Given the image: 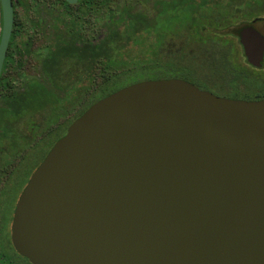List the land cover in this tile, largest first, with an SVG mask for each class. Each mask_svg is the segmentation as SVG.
Instances as JSON below:
<instances>
[{"label":"water","instance_id":"1","mask_svg":"<svg viewBox=\"0 0 264 264\" xmlns=\"http://www.w3.org/2000/svg\"><path fill=\"white\" fill-rule=\"evenodd\" d=\"M0 2L1 74L14 9ZM240 38L261 68L264 36ZM12 238L33 264H264V100L181 79L100 100L32 175Z\"/></svg>","mask_w":264,"mask_h":264},{"label":"flooded vegetation","instance_id":"2","mask_svg":"<svg viewBox=\"0 0 264 264\" xmlns=\"http://www.w3.org/2000/svg\"><path fill=\"white\" fill-rule=\"evenodd\" d=\"M223 1L239 6L242 4V8H245L247 3V0ZM249 1L256 3L253 10L252 7L249 8L252 12L250 18L247 19L245 12H241L232 24L223 27L221 31L218 28V31L224 34V39L231 41L233 45L234 37L239 40L244 56L240 32L248 26H253L258 31V22L264 20V7L262 10L260 6L258 11V0ZM115 2L116 0H78L75 3L67 0H12L14 23L0 74V145L16 146L21 138L20 133L27 138L31 137L39 130L38 127L44 124L43 118H49L50 122L47 130L41 133L42 137L38 138L40 144L51 133L60 127L64 128L63 133L29 174L21 195L55 144L66 136L71 125L94 104L137 83L169 80L144 79L122 88L111 89L126 77L150 71L153 52L164 56L167 50L181 51L184 44L183 29L180 27L183 7L190 3L194 9L193 15L197 17L200 0L165 2L164 8L162 4L159 6L162 10L155 15H149L146 20L134 18L128 8L119 12L113 11L111 5ZM42 4L48 11L36 8ZM103 9H107L109 13L104 25L97 20L95 28H88L89 15H96ZM44 12L50 15V20L46 19V14H41ZM241 15L243 18L239 19ZM238 29L239 35L233 32ZM2 34L3 16L0 2V42ZM41 48L42 73L38 76L29 75L26 70L29 61ZM109 48H119L123 51L121 59H116V62H123L122 65L134 59L140 60L142 51L143 62H147L144 63V70L135 72L132 66L131 69H123L125 72L122 73L123 70H113L115 66L108 67L109 64H104L101 53ZM247 65L253 71L260 70L249 64L248 60ZM14 73L17 75L14 76ZM14 79H20V82ZM104 82L110 83L105 91L102 90ZM25 101H31V107H24L20 111L16 105H23L27 103ZM18 113L21 115L11 117ZM4 114L10 116L2 118ZM1 152L2 149L0 154ZM1 157L3 156L0 155V162H3ZM14 162L8 166L5 163L3 167L0 166V174H3L0 175V196H4L5 200L8 194H5L6 187L17 167ZM9 171L10 174L5 178L4 174ZM21 195L14 200L13 205L6 201L0 202V264H33L18 251L12 238L15 212Z\"/></svg>","mask_w":264,"mask_h":264},{"label":"trees","instance_id":"3","mask_svg":"<svg viewBox=\"0 0 264 264\" xmlns=\"http://www.w3.org/2000/svg\"><path fill=\"white\" fill-rule=\"evenodd\" d=\"M255 4L247 0L246 7L242 8V4L239 6L223 0H200L197 17L193 15L194 9L190 3L184 5L180 20L184 43L182 50H167L164 56L153 52L150 69L161 73L157 79L185 80L218 97L244 101L264 100V77H258L253 69L242 63L233 43L224 39V34L218 31V28L221 31L223 27L232 24L241 12H245L246 18L250 17V7L253 10ZM260 6L263 10L264 0H258V11ZM122 53L119 48H109L102 51L101 58L104 64H109L108 67L115 66L112 68L115 71L131 69L132 66L135 72L144 70V63L147 62H143L142 51L140 60L134 59L126 62V65L116 62V59H121ZM109 85L104 82L102 90L105 91ZM31 101L16 106L21 111L24 107L30 108ZM19 115L21 113L11 117ZM9 116L4 114L2 118ZM2 197L0 202L5 201Z\"/></svg>","mask_w":264,"mask_h":264},{"label":"rangeland","instance_id":"4","mask_svg":"<svg viewBox=\"0 0 264 264\" xmlns=\"http://www.w3.org/2000/svg\"><path fill=\"white\" fill-rule=\"evenodd\" d=\"M174 0H116L114 4H112L111 9L115 12H119L123 8H128L133 13L134 18H140V19H147L148 16H152L157 14L156 12H159L162 10L163 3L165 2H172ZM160 4H162V7H159ZM40 11H48V9L42 4L38 7ZM44 8V9H43ZM164 8V7H163ZM20 11V10H19ZM46 14V19L50 20V15L47 12L41 13ZM108 11L107 9L101 10V12L97 13L96 15L90 14L87 18L89 20V26L88 28H95V24L97 20H100L101 25L103 26L108 18ZM264 17V15H262ZM243 16L241 15L239 19H242ZM250 18V17H248ZM247 18V19H248ZM239 25V24H237ZM255 28V27H254ZM256 29V28H255ZM234 30L233 32L239 35V31ZM257 30V29H256ZM232 32V31H231ZM233 32L231 35H233ZM258 32L261 33L264 36V20L261 22H258ZM234 40V47L236 49V52L239 55V59L242 63L247 64V60L244 56L242 47L240 46L239 40L236 39V37L233 38ZM43 46V45H41ZM151 53V52H150ZM42 48L34 53V56L32 57V60L29 61V66L27 67V74L29 75H41L42 71ZM254 73L259 76H264V61L262 63V67L260 70L254 69ZM161 73L150 70L147 72H141L138 73L132 77H126L121 82L115 84L111 87V89H118L127 86L129 83H132L134 81L138 80H144V79H154L160 76ZM14 76L17 75L16 73L13 74ZM39 78H42L39 76ZM20 82V79H14ZM19 84V83H18ZM22 84V82L20 83ZM19 84V85H20ZM80 97V96H78ZM49 118H43L42 123H44L42 126H39L38 129L31 137L27 138L22 133L19 134L21 138H19L16 146H8V145H0V149H2L1 152V160L3 162H0L1 167H3V164H7V166L10 163H15L17 165L16 170L12 177L9 180V183L6 187L5 194L6 195V203L9 205H13L14 200L21 195V192L24 189V185L28 180V176L31 173V171L38 165V163L41 161L45 153L47 152L48 148L55 142V140L63 133L64 128L60 127V129L56 130L54 133H51L47 137V139L42 142L41 144L38 142V138L42 137L41 133L44 130H47V126L49 125ZM37 133V134H36ZM14 160V161H13ZM14 165V167H15ZM10 174V171L5 173L4 176H8ZM1 176L3 174H0ZM10 209V207H9Z\"/></svg>","mask_w":264,"mask_h":264}]
</instances>
